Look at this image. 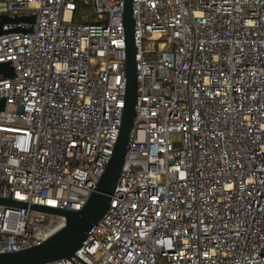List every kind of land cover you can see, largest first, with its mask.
Instances as JSON below:
<instances>
[{
	"label": "built area",
	"instance_id": "2783aa9c",
	"mask_svg": "<svg viewBox=\"0 0 264 264\" xmlns=\"http://www.w3.org/2000/svg\"><path fill=\"white\" fill-rule=\"evenodd\" d=\"M137 105L110 207L43 264H264V0H133ZM124 0H0V253L66 225L116 144ZM179 134V139L174 135Z\"/></svg>",
	"mask_w": 264,
	"mask_h": 264
},
{
	"label": "water",
	"instance_id": "95a60500",
	"mask_svg": "<svg viewBox=\"0 0 264 264\" xmlns=\"http://www.w3.org/2000/svg\"><path fill=\"white\" fill-rule=\"evenodd\" d=\"M133 0H124L123 20L126 38V93L119 135L113 154L100 176L94 190L86 203L77 210H66L49 206L32 205V208L43 209L62 214L66 217V225L39 245L27 247L14 252L0 253V264H43L64 258H70L80 249L110 207L112 196L116 192L127 153V145L131 138L137 105V46L135 39V18L133 16ZM28 20L33 30L36 16L0 15V36L19 31L23 28L14 26ZM15 75L12 61L0 62V78ZM6 106V98L0 99V111ZM0 203L15 206H27L26 203L0 197Z\"/></svg>",
	"mask_w": 264,
	"mask_h": 264
},
{
	"label": "rangeland",
	"instance_id": "374dc122",
	"mask_svg": "<svg viewBox=\"0 0 264 264\" xmlns=\"http://www.w3.org/2000/svg\"><path fill=\"white\" fill-rule=\"evenodd\" d=\"M180 138V135L179 134H175L174 135V139H179Z\"/></svg>",
	"mask_w": 264,
	"mask_h": 264
}]
</instances>
